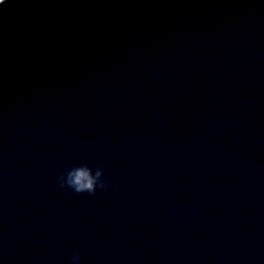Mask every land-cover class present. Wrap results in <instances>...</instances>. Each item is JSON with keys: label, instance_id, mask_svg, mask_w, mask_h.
Instances as JSON below:
<instances>
[{"label": "water", "instance_id": "1", "mask_svg": "<svg viewBox=\"0 0 264 264\" xmlns=\"http://www.w3.org/2000/svg\"><path fill=\"white\" fill-rule=\"evenodd\" d=\"M105 168L94 196L57 185ZM264 264V2L20 0L0 14V262Z\"/></svg>", "mask_w": 264, "mask_h": 264}, {"label": "clouds", "instance_id": "2", "mask_svg": "<svg viewBox=\"0 0 264 264\" xmlns=\"http://www.w3.org/2000/svg\"><path fill=\"white\" fill-rule=\"evenodd\" d=\"M20 0H0V14L7 9L19 6ZM264 2V0H261ZM106 170L104 167L97 165L95 170L87 164L67 168L57 178V185L60 189L70 191L75 194H84L94 196L98 190H107L110 187L115 188L118 185H109L105 179ZM70 264H82V256L79 250H75L69 257ZM2 264V262H0Z\"/></svg>", "mask_w": 264, "mask_h": 264}]
</instances>
